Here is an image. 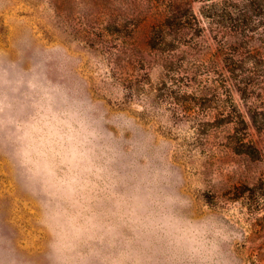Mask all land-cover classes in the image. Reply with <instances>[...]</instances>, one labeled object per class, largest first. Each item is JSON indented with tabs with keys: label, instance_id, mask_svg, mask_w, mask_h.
Listing matches in <instances>:
<instances>
[{
	"label": "rangeland",
	"instance_id": "rangeland-1",
	"mask_svg": "<svg viewBox=\"0 0 264 264\" xmlns=\"http://www.w3.org/2000/svg\"><path fill=\"white\" fill-rule=\"evenodd\" d=\"M169 217L264 264V0H0V264H200Z\"/></svg>",
	"mask_w": 264,
	"mask_h": 264
},
{
	"label": "clouds",
	"instance_id": "clouds-1",
	"mask_svg": "<svg viewBox=\"0 0 264 264\" xmlns=\"http://www.w3.org/2000/svg\"><path fill=\"white\" fill-rule=\"evenodd\" d=\"M165 227L171 234L179 237L190 252L201 257L200 264H212L214 245L208 224H193L169 217L165 220ZM53 252L56 255L57 264H75L71 257V245L58 242L53 246Z\"/></svg>",
	"mask_w": 264,
	"mask_h": 264
},
{
	"label": "trees",
	"instance_id": "trees-1",
	"mask_svg": "<svg viewBox=\"0 0 264 264\" xmlns=\"http://www.w3.org/2000/svg\"><path fill=\"white\" fill-rule=\"evenodd\" d=\"M173 11H174V10H168L169 13H171V12H173ZM172 15L174 16L175 14H172Z\"/></svg>",
	"mask_w": 264,
	"mask_h": 264
}]
</instances>
